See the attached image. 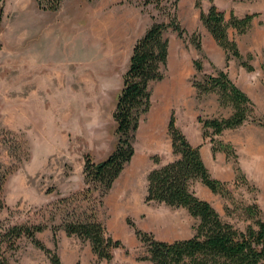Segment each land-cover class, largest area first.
<instances>
[{
  "label": "rangeland",
  "instance_id": "374dc122",
  "mask_svg": "<svg viewBox=\"0 0 264 264\" xmlns=\"http://www.w3.org/2000/svg\"><path fill=\"white\" fill-rule=\"evenodd\" d=\"M62 1L59 6H64L62 14H67L69 5V16L61 18L62 22L57 21V14L50 22H43L40 17L43 11L36 8L34 0L4 2L0 24V234L12 224H56L58 213L53 221L48 220L54 210L52 204L57 198L82 188L84 157L92 161L102 159L116 138L111 112L127 63L122 44H118L117 60H103L102 54L108 53L112 34L108 30L91 29L90 25L104 10L91 13L94 1ZM142 1L116 0L113 5L119 7L120 13L123 9L134 13L136 27L140 26V30L144 31L154 21L167 23L174 14L183 32L180 37L170 28L164 33L168 41L164 76L148 85L150 105L140 116L132 144L133 154L98 209V218L106 233L119 239L123 247L114 249L108 262L98 260L96 264H150L135 260L139 243L127 221L165 241L187 238L193 233L194 220L184 208L144 201L147 172L176 157L171 153L165 128L158 141L156 128L155 142H145L148 125L160 110V123L163 113L166 125L171 111L175 125L187 141L201 146L199 153L209 174L226 182L228 194L221 196L193 180L190 189L195 195L208 201L223 221L238 229L250 222L244 211L249 204H256L264 217V195L254 181L246 179L240 168V163L248 167L251 164L245 152L247 136L259 137L249 128L264 130V127L247 120L218 135L201 137L197 117H226L231 110L219 107L213 93L196 98L190 84L194 74L193 59L203 55V73L216 69L202 49L195 50L191 41L192 33L196 34L200 45L202 40L198 30L186 25L188 12L198 11L194 1L157 0V5ZM51 25H54L53 42L48 52L52 59L45 62L42 60L46 50L43 38ZM119 25L122 33L124 27L122 23ZM243 58L250 64L246 56ZM20 64H23L22 72ZM251 95L253 116L262 117L255 112V104L263 103L264 91L254 87ZM162 128L161 125L160 132ZM220 143L228 144L229 148L220 149ZM211 147L217 150L212 153ZM234 167L240 169L245 180H234ZM62 232L59 229L55 233L54 250L60 264H66L72 247L82 252L89 245L75 236L59 238L58 233ZM35 236L45 247L53 249L48 227ZM0 252L9 264H50L46 255L23 237L15 241L12 249H6L5 243L0 241ZM94 260L84 264H92Z\"/></svg>",
  "mask_w": 264,
  "mask_h": 264
},
{
  "label": "trees",
  "instance_id": "16d2710c",
  "mask_svg": "<svg viewBox=\"0 0 264 264\" xmlns=\"http://www.w3.org/2000/svg\"><path fill=\"white\" fill-rule=\"evenodd\" d=\"M207 1L209 5L206 11L200 8L201 0H194L193 5L199 10L201 25L223 50L224 66L222 69H214L212 73H203V55L193 59L191 64L194 74L190 84L194 88L196 98L213 93L216 95L218 106L229 107L231 112L226 117H197L201 137L218 135L221 131L235 128L247 120L264 127V117L253 116L251 100L229 79L226 72L229 58L237 60L245 70H253L248 61L239 54L235 41L227 38L226 28L231 27L236 34H243L249 29L250 21L257 13H246L237 17L230 12L225 20L223 12L213 5L212 0ZM4 2L5 0H0V24ZM34 3L38 10L56 11L61 0H34ZM142 3L157 5V0H143ZM168 28L175 31L179 37L183 32L172 14L167 23H150L133 42L111 112L115 141L102 159L92 161L88 156L84 157L81 170L82 188L57 198L52 204L54 210L50 212L48 220L53 221L54 215L58 213V222L50 225L40 222L7 226L0 234V241L5 243L6 249L14 248L15 241L23 237L40 249L50 264H60L54 250L55 233L59 229L65 236H75L81 241H87L95 257L92 264H96L98 260L108 262L112 258V251L123 247L119 239H114L106 233L98 218V209L104 195L133 154L132 144L140 116L150 105L148 85L164 76L168 53V41L164 33ZM195 37L196 34L192 33L191 41L195 50L200 52L201 45ZM246 57L249 59L250 55ZM261 80L264 87V73ZM207 130L209 132H206ZM166 131L171 153L176 157L147 172L144 201L184 208L194 220L193 233L187 238L165 241L154 238L150 232L135 228L127 221L139 243L140 250L135 260L150 264H264V217H261L259 208L256 204H249L244 208L250 222L243 229L223 221L208 201L195 195L190 189V183L198 180L211 193L224 196L228 194L226 182L209 174L199 153L200 145H192L187 141L175 125L171 111ZM219 148L226 150L229 145L220 143ZM216 150L217 148L211 147L212 153ZM153 161L156 163V158ZM234 180H245L238 167H234ZM47 227L51 230L53 249L45 247L35 236ZM0 264H9L2 252ZM74 264L80 263L76 260Z\"/></svg>",
  "mask_w": 264,
  "mask_h": 264
},
{
  "label": "crops",
  "instance_id": "0c3cea01",
  "mask_svg": "<svg viewBox=\"0 0 264 264\" xmlns=\"http://www.w3.org/2000/svg\"><path fill=\"white\" fill-rule=\"evenodd\" d=\"M93 1L94 5L91 7V13L95 14L96 10L98 12L104 10V14H98L97 19H95V21L90 25V28H96L98 31L108 30V32L110 31L112 34L111 38L109 37L108 53L102 54V59H110L112 61L117 60L119 57L118 44L120 43V45L122 44L123 54L126 56V61H128V56L133 42L143 32V29L140 30V26L138 28L136 27L134 13H129L130 11L127 9H123V13H120L119 7L113 5L116 0ZM187 1L193 2L194 0H186V2ZM62 2H64V0ZM212 3L218 10L223 12V17L225 20L228 18L230 12L237 17H241L246 13H257V15L252 17L249 29L243 34H236L235 30L231 27L226 28L227 38L231 40L233 39L235 41L237 50L242 57L250 55V65L253 67V70L247 71L238 64L237 60L234 58H229L226 63L227 75L229 79L252 101V88L256 87V89H258L260 87L264 91L261 80L262 74L264 73V0H212ZM208 5L209 2L207 0H201L200 8L202 11H206ZM63 7L64 6L61 4V8H59V10L43 11L40 17L43 22H45L44 20H48V22H50L54 17L53 15L57 14V21L59 20V22H62L61 18L64 20L69 16V5L67 6L68 8H66L67 14H62ZM198 14L199 10L196 11L192 9L189 11L186 16V25L190 29H196L200 32L202 38L201 49L203 50L204 54L215 64L216 69H222L224 66L223 50L217 46L210 34L201 25ZM121 23L124 27V31L122 33L119 31L121 30V25L119 24ZM53 30L54 25L49 26L47 31L48 33L43 38V44L46 46V50L44 51L45 54H42V60L45 62H48L52 59V54L48 51L51 50L50 45L53 42ZM115 45L116 47L114 48ZM253 60L256 61V64L253 63ZM261 60L262 63L260 64L259 62ZM20 65L22 72L23 64ZM174 80L176 81V79ZM255 112L259 116L264 117V100L263 103L259 105L255 104ZM163 115L164 114L162 113V119L159 127H157L158 129H155L158 136L157 141L161 136L163 129H166V125H164L165 116L163 117ZM161 125L163 128L160 132L159 130ZM249 129L256 134H259V137H252L251 135L247 136V148H245V152L246 156L251 158V164L249 165V168L245 164L243 165L240 163V168L246 179L254 181L259 192L264 195V130H261V128L252 127ZM155 140L153 142H155ZM200 148L201 146H199V149ZM58 234L59 238L65 237L63 232ZM87 247L88 246H86L82 252L79 250V248L72 247L71 250H69L66 264H74L76 260H79L80 264H84L93 258L95 259L94 255L91 253L90 247Z\"/></svg>",
  "mask_w": 264,
  "mask_h": 264
},
{
  "label": "bare ground",
  "instance_id": "6f19581e",
  "mask_svg": "<svg viewBox=\"0 0 264 264\" xmlns=\"http://www.w3.org/2000/svg\"><path fill=\"white\" fill-rule=\"evenodd\" d=\"M159 112L156 113V115L152 117V120L150 122V125L148 126V130L149 131L146 134L148 137L146 136V139L147 140H145V142H147V143L153 142L155 140V136H154V133L153 132L155 131V129L160 124V115H159L160 113Z\"/></svg>",
  "mask_w": 264,
  "mask_h": 264
}]
</instances>
